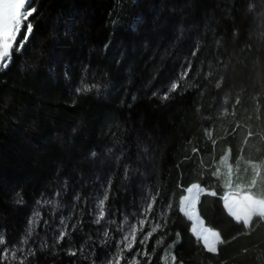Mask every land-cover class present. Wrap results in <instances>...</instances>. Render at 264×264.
Here are the masks:
<instances>
[{
    "label": "trees",
    "instance_id": "16d2710c",
    "mask_svg": "<svg viewBox=\"0 0 264 264\" xmlns=\"http://www.w3.org/2000/svg\"><path fill=\"white\" fill-rule=\"evenodd\" d=\"M31 7L32 34L0 69V264H105L129 226L135 244L120 264H264V221H235L216 176L226 152L256 163L248 191L264 198V0ZM193 185L208 192L196 213L220 233L216 252L181 211Z\"/></svg>",
    "mask_w": 264,
    "mask_h": 264
},
{
    "label": "snow or ice",
    "instance_id": "6c2138e0",
    "mask_svg": "<svg viewBox=\"0 0 264 264\" xmlns=\"http://www.w3.org/2000/svg\"><path fill=\"white\" fill-rule=\"evenodd\" d=\"M32 0H0V69L6 68L8 64L11 62L12 51L15 48L16 51H19L23 48L24 44L27 42L29 36L32 34L33 25L29 21V17H31L36 9L31 7ZM25 22H27L25 26ZM24 31L23 39L20 40L19 44H16L17 38L20 36L22 30ZM195 55V53H193ZM191 70V64L189 63L188 67L184 69L180 76V80H183L188 72ZM180 87L179 81L172 82L168 91L163 95V99H167L168 95L172 91H176L177 88ZM89 90V89H85ZM251 135V133L249 134ZM94 155V153H93ZM256 180H253L250 187H255ZM192 188H195L199 193L202 189L199 188L198 185H193ZM192 188H189L188 191L191 192ZM215 193H213L214 195ZM199 196L195 199L198 200ZM243 202L237 209H233L231 205H227L228 211L231 216L235 218L237 222H242L245 228H249L253 225V218L259 217L260 220L264 221V198H256L255 194L251 191L245 192L243 195ZM107 200V192L104 195V198L101 199L96 205L97 209V219L96 223H100L101 220L104 219L105 209L104 204ZM155 203V197L152 198V203H149L145 209H143V213L147 214L152 210V204ZM182 211L185 212L186 215L191 218L193 211V199L189 196H185L182 201ZM36 217L34 216L30 221V226L35 224ZM62 225L64 221L60 222ZM146 223L145 219H141L139 224L141 226V230L143 225ZM75 227V226H73ZM164 227L163 224L157 223L155 226L151 228V230L146 234L147 238H150L151 235L157 231L158 229ZM137 228L135 226H129L128 234L123 237L122 243L124 244L121 252L116 253L113 257L110 258V264H120V260L124 259L122 256V252L130 251L135 244ZM193 232L197 234L198 239H202L205 247L210 252H216V244L223 243L224 241L221 239L220 233L217 231H213L211 229L206 228H193ZM67 235V228H62L59 236L57 237L58 241L63 240ZM104 235L107 236L108 232L105 231ZM177 238H179V233L176 234ZM209 237L213 239L210 242ZM127 243H124V242ZM23 242V241H22ZM140 243L143 245L146 243L145 238H141ZM169 247H174L173 245H169ZM74 254V253H73ZM147 255V253H143ZM172 264H175V256H172Z\"/></svg>",
    "mask_w": 264,
    "mask_h": 264
},
{
    "label": "rangeland",
    "instance_id": "374dc122",
    "mask_svg": "<svg viewBox=\"0 0 264 264\" xmlns=\"http://www.w3.org/2000/svg\"><path fill=\"white\" fill-rule=\"evenodd\" d=\"M260 173H261L260 165L253 163L251 161L245 160L244 158H239L235 162V164H232L229 160V155L227 152L219 159V161L216 163V176L220 179L223 186L228 189V193L223 196V204L228 213L229 211H228L227 205H231L234 210L237 209V207L240 206L243 202L242 198H243L244 193L248 192V190L251 188L250 186H251L252 181L256 180V184H257V180H258ZM189 188H192V186ZM188 189L185 192V196H189L193 199V211H192L191 218H189V216L186 215L184 211L182 210L181 211L191 221L192 223L191 232L193 235L197 237V234L193 232V228L199 229L201 227L203 228L205 227L203 226L202 220L198 217L196 213V204L198 200L195 198L197 197V195L200 197V195L204 193H208V192H206L202 188H200L202 189V191H200L199 193L197 192L195 188H192L191 192H189ZM181 208H182V205H181ZM233 219L235 220L234 217ZM209 239L211 242L213 238L209 237ZM200 240L204 244L203 240L202 239ZM124 243H127V242L125 241ZM217 245L218 243L216 244V247ZM163 261H164V264H170L169 257L167 256L164 257ZM105 264H110V260L107 261ZM130 264H134V260L131 261Z\"/></svg>",
    "mask_w": 264,
    "mask_h": 264
}]
</instances>
